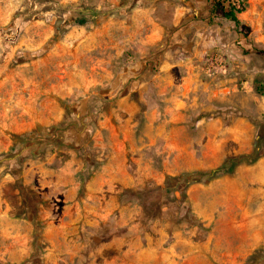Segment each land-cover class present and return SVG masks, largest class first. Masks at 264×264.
I'll return each mask as SVG.
<instances>
[{
  "label": "rangeland",
  "instance_id": "374dc122",
  "mask_svg": "<svg viewBox=\"0 0 264 264\" xmlns=\"http://www.w3.org/2000/svg\"><path fill=\"white\" fill-rule=\"evenodd\" d=\"M245 3L235 25L211 0H0V264H264V0ZM216 55L236 92H198L177 143L133 154L117 128L169 117L153 75Z\"/></svg>",
  "mask_w": 264,
  "mask_h": 264
},
{
  "label": "crops",
  "instance_id": "0c3cea01",
  "mask_svg": "<svg viewBox=\"0 0 264 264\" xmlns=\"http://www.w3.org/2000/svg\"><path fill=\"white\" fill-rule=\"evenodd\" d=\"M170 66L166 65L161 68V70L168 69ZM186 68V74L182 76H176L169 72H158L154 74L153 76L157 79L158 82L162 83H156L155 85L158 87L156 90L157 96L164 97L162 102L165 103V109L164 113L167 115L169 114V117H163V121L160 120L159 113L161 109H158V106L152 105L146 111L144 114V120L140 124L132 123L128 124L126 126L120 125L118 131L121 134V137L125 142H128L130 146V150H132V153L135 154L137 152V149L140 147H146V146H157L160 144L165 145H173L174 143H177V137L178 133L181 132V125H177L176 123L170 124L171 121H177V114H180V110L185 106H192L196 105V95H198V92L202 93V95L206 98V100L211 101V99H214L216 97H219L220 99L223 98V94H234L236 92V81L238 80V77L235 76V72L233 71L230 75H224V74H206L203 76V74L199 75V73L193 71L194 66H185ZM208 78H207V77ZM201 79H200V78ZM154 78V79H155ZM220 93V94H219ZM221 95V96H220ZM183 97H191V101L183 99ZM176 115V117H174ZM169 121V122H168ZM207 130H206V137L208 139V142H212L215 138H217V135L214 132H209L210 129H213V124H210L206 122ZM110 131H112L113 128H108ZM224 130H222V135L218 137V139H221L223 137ZM124 141L121 142H115L114 147L116 151V158H115V167H120L118 164V161L121 156V151L124 150ZM207 142V143H208ZM120 155V156H118ZM142 155L136 156L133 158L134 161L140 163L144 158H142ZM264 169V160L262 162L258 163L256 165V169L250 171V179L253 180H261L264 179L262 177V170ZM103 182L101 181V184ZM98 185V176L94 179H92L88 186L93 187Z\"/></svg>",
  "mask_w": 264,
  "mask_h": 264
},
{
  "label": "trees",
  "instance_id": "16d2710c",
  "mask_svg": "<svg viewBox=\"0 0 264 264\" xmlns=\"http://www.w3.org/2000/svg\"><path fill=\"white\" fill-rule=\"evenodd\" d=\"M213 6L216 9H219V11L222 13V16L225 19H228L232 21L235 25H238L240 23V20L237 17V14L242 12L245 7L246 3L245 0H211ZM40 143V142H39ZM234 162L227 166L226 170L232 171L237 163H241L240 165H251L255 162L256 156L251 157L250 155H240L236 158L232 159ZM230 169V170H229ZM179 181V177L174 176ZM19 203L21 204L22 209L25 210V208H32L33 205L31 204V201H29L28 197H21L19 194ZM21 213H17L15 216H21Z\"/></svg>",
  "mask_w": 264,
  "mask_h": 264
},
{
  "label": "built area",
  "instance_id": "2783aa9c",
  "mask_svg": "<svg viewBox=\"0 0 264 264\" xmlns=\"http://www.w3.org/2000/svg\"><path fill=\"white\" fill-rule=\"evenodd\" d=\"M226 66V60L222 56L216 55L206 66H204V72L206 74L223 73Z\"/></svg>",
  "mask_w": 264,
  "mask_h": 264
}]
</instances>
